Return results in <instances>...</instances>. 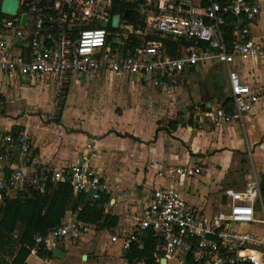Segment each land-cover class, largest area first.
I'll list each match as a JSON object with an SVG mask.
<instances>
[{
    "label": "built area",
    "instance_id": "1",
    "mask_svg": "<svg viewBox=\"0 0 264 264\" xmlns=\"http://www.w3.org/2000/svg\"><path fill=\"white\" fill-rule=\"evenodd\" d=\"M122 4L133 7L136 27L114 12ZM259 14L257 0H19L14 16L0 17V74L46 79L59 88L80 79L122 75L169 91L184 71L217 62L225 67L233 111L228 113L219 104L202 117L210 125H221L252 112L254 103L264 97L263 86L252 88L233 67L236 61L264 59V42L249 37ZM115 15L119 20L112 28ZM227 16L234 20L228 37L222 29ZM131 36L140 43L132 46ZM164 42L179 46L174 56ZM0 147V162L13 165L10 173H0V200L20 192H42L46 183L67 182L73 196L85 195L95 203L118 187L84 161L51 170L41 166L24 130L4 133ZM202 170V165L177 164L155 175L178 182ZM217 202L218 209L207 214L188 203L179 190L153 187L122 250L150 230L160 242L157 260L163 257L167 264H264L261 180L251 173L242 187L223 189ZM80 228L76 221L61 222L45 238L35 237L31 254L41 242L75 236Z\"/></svg>",
    "mask_w": 264,
    "mask_h": 264
},
{
    "label": "crops",
    "instance_id": "2",
    "mask_svg": "<svg viewBox=\"0 0 264 264\" xmlns=\"http://www.w3.org/2000/svg\"><path fill=\"white\" fill-rule=\"evenodd\" d=\"M257 2L260 6V14L250 28L249 37L252 41L264 42V0H257ZM219 64L209 62L190 68L182 74L180 80L183 81L187 78V83L198 74L206 77L204 93L209 96V98L203 100L204 103L202 98H196L199 101V108L194 116H190L191 113L183 115V117H189L184 124L180 120L172 118L173 120L169 122V128L161 125L158 128L157 124L152 122L150 113L144 117L143 114L136 115L125 109L122 121L124 123L131 122L132 126L129 128L122 125L120 121L119 130L107 132L100 139L101 141L99 137L104 133V130L100 128L96 130L87 125L88 120L91 122V118L95 119L97 117L96 111L90 113L81 110L74 112L75 109L72 107H65L67 87L57 91V96H61V102L64 103L62 111L61 109L57 110L60 118L58 125L53 123L42 124L40 119L34 118L35 115L31 114L22 123L18 120L17 111L11 101L5 98V93L0 92L2 100L0 107V137L8 131L24 130L31 139L34 147L33 152L39 158L41 166L51 170L84 161L111 185L118 186L110 197L102 198L101 204L106 214L117 217V223L113 228L99 230L93 225L85 226L77 221L75 215L68 209L62 222L76 221L81 224L83 229L80 228L75 236L69 235L57 238L50 245L48 244L49 246H46L48 250L57 247L64 251V259L41 258L36 253H30L27 258L28 264H62L63 261H75V254L80 251H91L93 248L98 252L100 246L99 250L101 251L99 252H104L110 246L107 250L109 255L114 245L118 246L115 249L117 255L115 257L121 259L120 264H126L122 258L124 238L134 229L143 201L149 195L151 189L157 186L173 187L181 192L188 203L202 207L205 213L210 214L218 209V195L223 189L238 188L233 184V187L222 186L227 184L225 173L232 165L234 154H244L250 160L253 159L252 163L254 165L252 164L251 168L253 167L255 171L252 170L251 172L261 180L264 198V97L254 103L252 112L245 114L242 118H234L225 124L210 125L202 117V112L214 109L219 104L222 105L224 101L221 98L220 86L218 87L216 79L221 78L220 73L225 71V67ZM222 67L224 70H222ZM233 67L242 78L248 81L252 88L264 87V59L247 62L236 61ZM6 77L17 79L0 74V82L3 79L2 84L8 83ZM24 78L27 81L31 79ZM102 78L107 79L108 77H100L94 81H101ZM131 78L125 76L124 79H120L131 88L145 91L141 86L148 83L135 78L140 84H133ZM120 79H116V82H114L116 86ZM34 80L36 83L40 80L44 82L46 79ZM114 83H108L107 85L112 86ZM67 86H70V84ZM148 87L151 90L146 92L156 93L158 91L150 84ZM148 96L150 97L146 100L147 104L152 103L155 98L157 101L169 104V97L166 93L156 95V97L150 94ZM98 115L101 117L100 114ZM154 115H165V111H158ZM79 117L85 118L81 125L77 121ZM120 117L122 118V116ZM69 118H72L73 121ZM107 120L102 118L100 124L104 126ZM145 124L148 126L144 127ZM32 128L33 130H31ZM91 135L97 138L90 141L88 138ZM0 151H2L1 147ZM177 164H196L202 165V168L207 164L217 166L219 173L217 182L214 185L209 184L211 190L204 193L212 191L216 195V200L209 206V211L206 209L207 200L205 195L194 194L190 190L185 191L181 181L176 182L155 175L157 170H164L168 166ZM12 167L10 161H2L0 162V173L8 174ZM195 181L198 180L195 179ZM144 192L147 193L146 196L142 195ZM112 236L116 237L113 238ZM75 240L79 242L76 246L72 242ZM98 245L100 246L98 247ZM112 260L111 257L110 261ZM84 261H86L85 264L90 262L88 255H86ZM110 261L108 260L106 264ZM72 264L76 263L72 262Z\"/></svg>",
    "mask_w": 264,
    "mask_h": 264
},
{
    "label": "rangeland",
    "instance_id": "3",
    "mask_svg": "<svg viewBox=\"0 0 264 264\" xmlns=\"http://www.w3.org/2000/svg\"><path fill=\"white\" fill-rule=\"evenodd\" d=\"M260 28L262 29V27ZM219 65L222 66V64ZM222 70H224V68ZM220 75L221 78H217L216 81H218V87L220 86L219 89L221 98L225 100L226 98H229L228 83L225 71H222ZM124 77L125 76L121 75H111L107 79L102 78L101 81L96 80L90 82L84 81L82 79L77 81L75 79L77 84L72 82L70 86H61V88L67 87L65 107H72L75 109L73 110L74 112H79L80 110L87 111L88 113L96 111L97 117L95 119L91 118V122L88 120L87 125L95 128L96 130L99 128L104 130V133L101 134L99 140L102 139L107 132H114L116 129L119 130L118 127L121 125V123L122 125H126L129 128L132 126L131 122L124 123V121H122L123 111H125V109H128V112H133L136 115L143 114L144 117L148 116V113H150L152 116V122H155L158 128H160V125L169 128V122L173 120L172 118L180 120V122L184 124V122H186L189 117H183V115L191 113L190 116H194L195 112H197L199 108V101L196 100V98H202V101L206 98H209V96H206L204 93L206 77H204L202 74L196 75V77H194L188 83L186 82L187 78H185L183 81L179 80L177 82L176 89L170 91L157 89L158 91L156 93L146 92L151 90V88L148 87L149 84L141 86V88L145 91L131 88L128 84H126V82H122L120 79H124ZM5 79L8 83L2 84L3 79H1L0 92L5 93V98L9 99V101H11L12 105L15 107L14 109L17 111L19 121L24 123L25 118H28V115L31 114L35 115L34 118L40 119L42 124H59L60 118L57 110L61 109L62 111L64 108V103L61 102V96H57V91L59 89L61 90V88H59L50 80H44V82L40 80L39 82L37 81L35 83L33 78H31L29 81H27L24 77H17V79L6 77ZM116 79H120L118 80L120 83L118 82L117 86L114 83L116 82ZM131 80V83L133 84L139 83L134 77H132ZM108 83L114 84L110 86L107 85ZM164 93H166L169 97V104L157 101L156 98L155 100L153 99V96L156 97V95H163ZM149 94L153 95V102L147 104L146 100L150 97L148 96ZM4 106L5 104L3 107ZM158 111H165V115L155 116L154 114ZM98 114H100L101 117H99ZM120 116H122V118ZM197 117L199 118V116ZM102 118L108 119L104 126L100 124ZM69 119L73 121L72 118ZM84 120L85 118L82 117L77 119L79 125H81ZM143 126L147 127L148 125L145 124ZM33 128L31 130H33ZM69 132H71V130H69ZM96 138L97 137L91 135L88 139L93 141V139ZM252 160H250L249 157H246L244 154H234L232 165H230V168L225 173L227 184L221 185L223 187H233V185L238 188L242 187L245 184L248 176L251 175V171L254 170L253 167L251 168V165H254ZM145 166L147 165L145 164ZM218 174L217 166L207 164L203 166V171L200 175L192 178H182L180 181L185 191L190 190V192L194 194H199L201 196L205 195V199L207 200L206 209L209 211V206L216 200V195H214L212 191L210 193H204L207 190H211L209 189V184L212 183L214 185L215 182H217L219 176ZM195 179L198 181L194 182ZM145 194L147 195L146 192H144L142 195L146 196ZM112 237L114 238L116 236ZM53 241H55V239L51 238L44 244L45 246H49ZM72 242L74 243V246L79 243L77 240ZM99 246L100 245H98V247ZM99 248L98 252L94 248L91 251H80L74 255L75 261H63L62 264H72V262H75L76 264H85L86 261L81 259V255H88L90 262H87L86 264H106L108 260L110 261L111 257L116 261L112 260L107 264L121 263V259L115 257L117 256L115 253V249L118 248L117 245L113 246L109 255L107 254V250L110 248V246L107 247L104 252H99L101 251Z\"/></svg>",
    "mask_w": 264,
    "mask_h": 264
},
{
    "label": "trees",
    "instance_id": "4",
    "mask_svg": "<svg viewBox=\"0 0 264 264\" xmlns=\"http://www.w3.org/2000/svg\"><path fill=\"white\" fill-rule=\"evenodd\" d=\"M126 10H130L127 22L136 27L137 16L130 4H122L114 12L123 14ZM3 16L0 13V17ZM233 21V18L227 16L222 26L227 37ZM131 39L132 46L140 43L133 36ZM164 45L171 56L179 48L170 42H164ZM222 107L228 113L233 111L229 98L222 102ZM73 197L72 188L67 182L46 183L42 192L26 191L15 196H3L0 200V264H28L27 258L35 246V237L45 238L49 230L61 224L68 209L85 226L93 225L99 230H109L116 225L117 217L104 212L102 199L90 203L85 195ZM159 245V239L150 230L143 231L123 251L122 258L126 264H159L156 257L160 252ZM36 255L41 258L52 257L51 250L46 248L44 242L38 245Z\"/></svg>",
    "mask_w": 264,
    "mask_h": 264
},
{
    "label": "water",
    "instance_id": "5",
    "mask_svg": "<svg viewBox=\"0 0 264 264\" xmlns=\"http://www.w3.org/2000/svg\"><path fill=\"white\" fill-rule=\"evenodd\" d=\"M19 0H2L1 5H0V13L5 15V16H14L17 11V6H18ZM129 10H126L123 13V17L128 18L129 16ZM26 16H22L21 18V24L23 25L25 23ZM119 17L118 16H113L111 19V27L116 28L118 24ZM106 23L104 22L102 24L103 27H106ZM225 202V196L221 197V203L223 204ZM52 257L58 260H63L65 256V252L60 250L57 247L52 248L51 250ZM82 260H86V255H82ZM159 264H167L166 259L161 257L158 260Z\"/></svg>",
    "mask_w": 264,
    "mask_h": 264
}]
</instances>
